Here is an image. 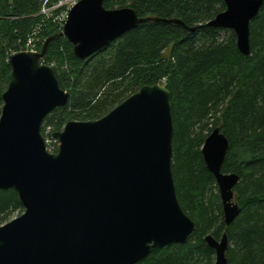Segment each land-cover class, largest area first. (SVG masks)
Returning <instances> with one entry per match:
<instances>
[{
	"label": "water",
	"instance_id": "1",
	"mask_svg": "<svg viewBox=\"0 0 264 264\" xmlns=\"http://www.w3.org/2000/svg\"><path fill=\"white\" fill-rule=\"evenodd\" d=\"M209 26L232 30L241 53H251V23L264 0H224ZM131 7L107 9L104 0H79L62 35L85 60L148 21ZM40 51L10 54L11 79L2 94L0 190L17 192L24 212L0 226V264H136L152 249L186 243L197 223L183 209L173 172L175 124L166 85H145L96 120L67 122L54 132L57 152L47 150L42 128L70 93ZM230 141L216 127L202 154L219 188L226 225L240 212L236 173H224ZM215 264H229V237L205 236Z\"/></svg>",
	"mask_w": 264,
	"mask_h": 264
},
{
	"label": "trees",
	"instance_id": "2",
	"mask_svg": "<svg viewBox=\"0 0 264 264\" xmlns=\"http://www.w3.org/2000/svg\"><path fill=\"white\" fill-rule=\"evenodd\" d=\"M44 1L0 0V116L11 79L9 56L25 50L30 39L40 51L54 37L43 62L70 93L68 105L45 119L43 135L48 128L63 130L71 120L99 119L145 85H166L175 124L178 198L197 229L186 243L154 248L136 264H215L205 236L220 239L225 232L229 264H264V4L251 23L246 56L232 30L208 25L226 9L224 0H104L107 9L131 7L139 17L180 19L196 30L148 21L82 60L59 24L40 15ZM216 127L230 141L222 171L240 176L235 187L240 212L229 226L202 154ZM17 211L24 212L17 192L0 190V226Z\"/></svg>",
	"mask_w": 264,
	"mask_h": 264
},
{
	"label": "built area",
	"instance_id": "3",
	"mask_svg": "<svg viewBox=\"0 0 264 264\" xmlns=\"http://www.w3.org/2000/svg\"><path fill=\"white\" fill-rule=\"evenodd\" d=\"M53 1L54 0H45L43 2L40 15H42L45 19H52L54 22H57L59 26L63 29L68 19L70 10L78 2V0H58L56 2ZM25 50L38 51L34 39H30L28 41ZM53 140H55V142L58 143V141L55 138ZM46 146L48 151L54 150V148H52L51 139H46ZM58 146H57V150L59 148Z\"/></svg>",
	"mask_w": 264,
	"mask_h": 264
},
{
	"label": "rangeland",
	"instance_id": "4",
	"mask_svg": "<svg viewBox=\"0 0 264 264\" xmlns=\"http://www.w3.org/2000/svg\"><path fill=\"white\" fill-rule=\"evenodd\" d=\"M79 1V0H78ZM37 45V44H36ZM36 48H37V46H36ZM62 68H64V69H67V66H62ZM48 134H49V136H48ZM52 130H51V128H48L46 131H45V133H44V137H45V139H51L52 140V148H54V150H52V151H50L51 153H55V152H57V146H58V143H56L55 142V140H53L54 138H52ZM59 147V146H58ZM221 199V198H220ZM22 213L20 212V211H17V212H15L13 215H12V217H11V219L9 220V221H11V220H13L14 218H16V217H18V216H20ZM8 221V222H9ZM7 223V222H6Z\"/></svg>",
	"mask_w": 264,
	"mask_h": 264
}]
</instances>
